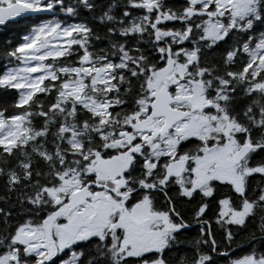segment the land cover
Returning <instances> with one entry per match:
<instances>
[{
    "label": "snow or ice",
    "instance_id": "snow-or-ice-1",
    "mask_svg": "<svg viewBox=\"0 0 264 264\" xmlns=\"http://www.w3.org/2000/svg\"><path fill=\"white\" fill-rule=\"evenodd\" d=\"M0 264H264V0H0Z\"/></svg>",
    "mask_w": 264,
    "mask_h": 264
}]
</instances>
